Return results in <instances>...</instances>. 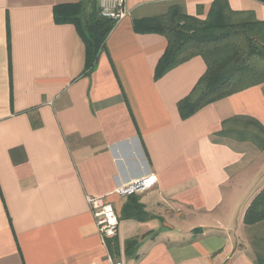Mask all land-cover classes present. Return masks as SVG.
<instances>
[{
    "label": "crops",
    "instance_id": "crops-1",
    "mask_svg": "<svg viewBox=\"0 0 264 264\" xmlns=\"http://www.w3.org/2000/svg\"><path fill=\"white\" fill-rule=\"evenodd\" d=\"M82 0H0V264H257L245 214L264 189V84L183 120L178 105L207 70L196 56L160 79L167 40L135 22L178 6L207 18L214 2L264 21L258 0H124L125 18L85 75L86 46L55 8ZM152 174L124 217L115 190ZM119 217L106 248L87 197ZM135 240L132 254L127 243ZM129 251V250H128Z\"/></svg>",
    "mask_w": 264,
    "mask_h": 264
},
{
    "label": "trees",
    "instance_id": "trees-1",
    "mask_svg": "<svg viewBox=\"0 0 264 264\" xmlns=\"http://www.w3.org/2000/svg\"><path fill=\"white\" fill-rule=\"evenodd\" d=\"M264 3V0H258ZM97 0H82L75 5L55 8L59 23L75 26L86 46L85 75L98 61L106 40L117 22L105 18ZM139 33L157 34L166 38L167 48L155 72L158 80L193 57L201 56L207 70L188 97L178 108L183 120L204 107L230 97L250 87L264 84V21L253 14L233 11L227 1L214 2L206 19L189 16L178 6L160 17L135 22ZM255 141L264 150V131ZM124 217L144 219L146 213L135 196L129 198ZM244 223L249 232H264V189L248 207ZM264 245V235L261 237ZM135 240L127 243L132 254ZM129 250V251H128ZM257 264H264L259 257Z\"/></svg>",
    "mask_w": 264,
    "mask_h": 264
},
{
    "label": "built area",
    "instance_id": "built-area-1",
    "mask_svg": "<svg viewBox=\"0 0 264 264\" xmlns=\"http://www.w3.org/2000/svg\"><path fill=\"white\" fill-rule=\"evenodd\" d=\"M98 2L103 17L112 19L117 23L125 18L124 0H98ZM154 183L155 176L149 174L119 186L114 193L122 199H127L147 193L151 190ZM87 201L95 218L101 243L104 247L108 248L110 242L117 237L119 230V217L115 207L106 196H88ZM108 261L109 264H125L110 254L108 255Z\"/></svg>",
    "mask_w": 264,
    "mask_h": 264
},
{
    "label": "rangeland",
    "instance_id": "rangeland-1",
    "mask_svg": "<svg viewBox=\"0 0 264 264\" xmlns=\"http://www.w3.org/2000/svg\"><path fill=\"white\" fill-rule=\"evenodd\" d=\"M98 1V0H97ZM99 3V2H98Z\"/></svg>",
    "mask_w": 264,
    "mask_h": 264
}]
</instances>
